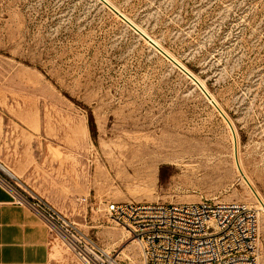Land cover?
Segmentation results:
<instances>
[{
  "label": "rangeland",
  "instance_id": "rangeland-1",
  "mask_svg": "<svg viewBox=\"0 0 264 264\" xmlns=\"http://www.w3.org/2000/svg\"><path fill=\"white\" fill-rule=\"evenodd\" d=\"M235 147L264 203V0H0V162L125 264L142 250L107 204L202 198L257 211L264 264Z\"/></svg>",
  "mask_w": 264,
  "mask_h": 264
},
{
  "label": "built area",
  "instance_id": "built-area-1",
  "mask_svg": "<svg viewBox=\"0 0 264 264\" xmlns=\"http://www.w3.org/2000/svg\"><path fill=\"white\" fill-rule=\"evenodd\" d=\"M0 184L26 205L64 246L69 264H125L52 204L23 188L19 178ZM86 200V199H85ZM107 217L142 250L143 264H259L260 219L247 203L202 198L198 202L109 203ZM130 261V258H127Z\"/></svg>",
  "mask_w": 264,
  "mask_h": 264
},
{
  "label": "crops",
  "instance_id": "crops-1",
  "mask_svg": "<svg viewBox=\"0 0 264 264\" xmlns=\"http://www.w3.org/2000/svg\"><path fill=\"white\" fill-rule=\"evenodd\" d=\"M38 148L24 147L23 160L27 167L31 168L34 165L35 152H39ZM43 148V151L50 152L46 149L48 147ZM37 157L41 158L42 155L39 154ZM45 157L50 163L51 155L46 154ZM12 167L17 171L11 170L19 177L23 174L22 165L13 163L8 168ZM68 262L70 263V259L66 249L54 239L36 213L26 205L18 204L14 195L0 184V264H68Z\"/></svg>",
  "mask_w": 264,
  "mask_h": 264
},
{
  "label": "water",
  "instance_id": "water-1",
  "mask_svg": "<svg viewBox=\"0 0 264 264\" xmlns=\"http://www.w3.org/2000/svg\"><path fill=\"white\" fill-rule=\"evenodd\" d=\"M111 9H113L111 7ZM113 11L121 18L123 19L126 23H128L133 29H135L136 31H138L140 33L141 36H143L145 39H147L152 45L156 46V44L151 41L144 33H142L141 31H139L134 25H132L126 18L123 17V15H121L118 11H116L115 9H113ZM157 47V46H156ZM164 53V52H163ZM197 83L198 81L195 80ZM206 97L208 98V100L216 107V109L218 110V112L221 114V116L227 121V123L229 124V126L231 127V123L228 120V118L224 115V113L217 107V105L213 102L212 98L210 95H208L205 92ZM235 160H236V164L238 167V170L240 172L241 177L243 178V180L245 181V183L248 185V187L251 189V191L253 192V194L255 195V197L257 198V200L260 202V204L262 205V207L264 208V203L262 202V200L260 199V197L258 196L257 192L254 190V188L252 187V185L250 184L249 180L247 179L246 175L243 173V171L240 168L239 162H238V156H237V147H235Z\"/></svg>",
  "mask_w": 264,
  "mask_h": 264
},
{
  "label": "bare ground",
  "instance_id": "bare-ground-1",
  "mask_svg": "<svg viewBox=\"0 0 264 264\" xmlns=\"http://www.w3.org/2000/svg\"><path fill=\"white\" fill-rule=\"evenodd\" d=\"M146 34V33H145ZM147 35V34H146ZM148 36V35H147ZM149 38H150V40L151 41H153L156 45H158V43L155 41V40H153L150 36H148ZM180 64V63H179ZM181 65V64H180ZM197 80L200 82V80L197 78ZM201 84H202V82H200ZM203 85V87H204V84H202ZM212 97V96H211ZM213 99H214V97H212ZM0 170H2L4 173H6L8 176H10V177H13V176H15V174L9 169V168H7L5 165H3L1 162H0ZM14 178V177H13ZM132 242L134 241V240H131ZM134 242H136V241H134ZM137 243V242H136Z\"/></svg>",
  "mask_w": 264,
  "mask_h": 264
}]
</instances>
